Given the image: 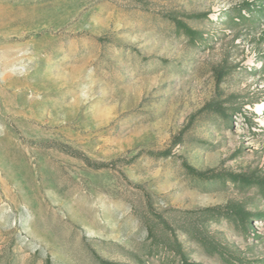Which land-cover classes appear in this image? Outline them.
Listing matches in <instances>:
<instances>
[{
    "label": "rangeland",
    "instance_id": "rangeland-1",
    "mask_svg": "<svg viewBox=\"0 0 264 264\" xmlns=\"http://www.w3.org/2000/svg\"><path fill=\"white\" fill-rule=\"evenodd\" d=\"M184 165L264 176V0H0V264H264L257 190Z\"/></svg>",
    "mask_w": 264,
    "mask_h": 264
},
{
    "label": "trees",
    "instance_id": "trees-1",
    "mask_svg": "<svg viewBox=\"0 0 264 264\" xmlns=\"http://www.w3.org/2000/svg\"><path fill=\"white\" fill-rule=\"evenodd\" d=\"M252 4H244L241 9L234 15L233 17L227 16L226 20L224 21L225 24L232 28V27H238L239 25L245 24V23H253L250 14L252 13ZM247 14V16H246ZM172 20V22L177 21L178 19L176 17H168ZM175 28L180 27L182 30L187 27L185 23H175ZM187 38L190 39V41H193L194 45H201L203 44L206 39L201 34H195V35H186ZM203 113H216L222 120L223 125L226 128H229L228 126H231L232 117L233 114L229 115L226 113V110L224 108L223 103L212 100L209 103L205 104V106L196 114L191 116L189 123L187 127H189L197 118V116L203 114ZM256 119V115L252 114V118L250 120L254 121ZM257 126V124H255ZM167 157V156H165ZM106 165L100 164L94 166L95 168H104ZM185 171L192 177L200 180V181H213L214 183H224V182H230L234 184L235 186H238L241 190H249L252 188H255L257 190L258 195L260 196L261 200L264 201V176L263 177H254V176H244V175H232V174H214L215 172L208 171V172H197L196 170L187 167L184 165ZM226 217L228 220L233 221L240 229L243 234L246 233V231L249 229L250 221L252 218H255V216L251 215L249 212H246L243 208H233L229 212H226L225 214L220 215V217ZM218 217L215 216L211 220H217ZM210 220V219H209ZM185 233H190L191 236L197 237V239L204 243L205 245L209 246L211 250L218 254L222 259L225 260L227 264H246L244 261L237 259L233 260L231 257H229L226 252L224 251V248L219 247L218 245H211L209 242L204 239L205 235L203 232V229L200 227L192 228L190 231H186ZM157 250H159V246L156 247ZM165 250L169 251L170 256L172 259L176 261V258H178L179 264H195L190 263L188 261V258L184 254L181 246L176 241L169 246L165 247ZM237 261V262H236ZM236 262V263H235ZM249 264H255V263H249Z\"/></svg>",
    "mask_w": 264,
    "mask_h": 264
}]
</instances>
